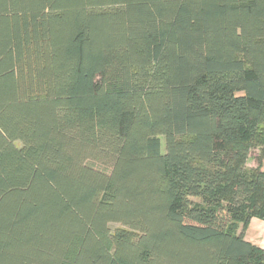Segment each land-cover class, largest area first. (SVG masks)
Returning a JSON list of instances; mask_svg holds the SVG:
<instances>
[{"label":"trees","instance_id":"16d2710c","mask_svg":"<svg viewBox=\"0 0 264 264\" xmlns=\"http://www.w3.org/2000/svg\"><path fill=\"white\" fill-rule=\"evenodd\" d=\"M254 150L264 0H0V264H264Z\"/></svg>","mask_w":264,"mask_h":264},{"label":"crops","instance_id":"0c3cea01","mask_svg":"<svg viewBox=\"0 0 264 264\" xmlns=\"http://www.w3.org/2000/svg\"><path fill=\"white\" fill-rule=\"evenodd\" d=\"M248 232H249V236L250 238H247L246 236L248 235ZM263 232H264V222L262 221H259V220H255L253 219L246 232H245V241L251 243L252 245L258 247V248H261L259 246L260 242L262 241L261 240V237L263 235Z\"/></svg>","mask_w":264,"mask_h":264},{"label":"rangeland","instance_id":"374dc122","mask_svg":"<svg viewBox=\"0 0 264 264\" xmlns=\"http://www.w3.org/2000/svg\"><path fill=\"white\" fill-rule=\"evenodd\" d=\"M160 140H161V152H164V140H163V138L161 137L160 138ZM17 146H20V144H17ZM260 153H259V150H254V151H252L251 152V154H250V156H249V159H248V161H247V165H246V167H247V169H255V168H257V158H260ZM261 159V158H260ZM259 166V168L263 171L264 170V161H262L261 163H260V165H258ZM114 227H117L116 225H112V228H114ZM247 230V229H246ZM246 232V231H245ZM245 233H244V237H245ZM247 238H250V236H249V232H248V235L246 236ZM261 242H260V244H259V246L261 247V249H263L264 250V232H263V235H262V237H261Z\"/></svg>","mask_w":264,"mask_h":264}]
</instances>
